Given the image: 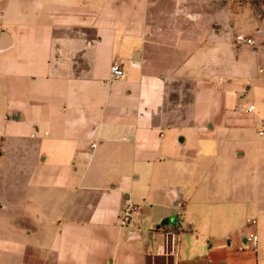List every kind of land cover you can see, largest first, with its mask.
Returning <instances> with one entry per match:
<instances>
[{
  "label": "crops",
  "instance_id": "crops-1",
  "mask_svg": "<svg viewBox=\"0 0 264 264\" xmlns=\"http://www.w3.org/2000/svg\"><path fill=\"white\" fill-rule=\"evenodd\" d=\"M258 27L242 0H0V264H264L238 161L252 128L264 159V47L233 41Z\"/></svg>",
  "mask_w": 264,
  "mask_h": 264
},
{
  "label": "built area",
  "instance_id": "built-area-1",
  "mask_svg": "<svg viewBox=\"0 0 264 264\" xmlns=\"http://www.w3.org/2000/svg\"><path fill=\"white\" fill-rule=\"evenodd\" d=\"M234 44L236 46H249L255 49L259 47H264V28L258 27L252 34H245L242 32L234 34ZM111 72L113 78L117 79L125 74L124 69L121 65L114 63L111 66ZM259 73L264 75V65L259 68ZM256 109L255 105H250L248 107L249 112H253ZM260 136H264V119L260 121V127L258 130ZM97 146L96 142L91 144V148ZM139 205L136 203H128L124 205L119 213V224L121 227L129 226L134 219L135 213L139 210ZM178 215H181V210L179 209ZM257 225V220L255 218H250L247 221V227L250 229L247 234V243L249 248L256 250L258 247L259 236L255 231V226ZM178 223L176 222L173 226H170L165 231L164 244L161 248V253L164 255H176L177 253V234H178Z\"/></svg>",
  "mask_w": 264,
  "mask_h": 264
},
{
  "label": "rangeland",
  "instance_id": "rangeland-1",
  "mask_svg": "<svg viewBox=\"0 0 264 264\" xmlns=\"http://www.w3.org/2000/svg\"><path fill=\"white\" fill-rule=\"evenodd\" d=\"M223 3H227V4H232L234 3V0H221V4ZM242 3L243 4H247V5H252L253 7H259L261 6L262 9H264V0H242ZM255 31V30H254ZM253 31V32H254ZM251 32V34L253 33ZM234 41V40H233ZM260 74V73H259ZM256 130L254 128L250 129L248 131V136H250L249 140H250V150H252V153H253V156L251 157L252 159H246V158H239V162L240 164L242 165H262L264 164V159L262 156H260V153L262 151V148L263 145H262V142L259 140V138H256ZM236 144L239 143V142H235ZM240 149H244L245 150V147H240ZM223 159V158H222Z\"/></svg>",
  "mask_w": 264,
  "mask_h": 264
},
{
  "label": "water",
  "instance_id": "water-1",
  "mask_svg": "<svg viewBox=\"0 0 264 264\" xmlns=\"http://www.w3.org/2000/svg\"><path fill=\"white\" fill-rule=\"evenodd\" d=\"M10 43V37L8 36L7 33H3L2 35V39H1V44H0V48L3 49L5 47H7ZM169 222V220H165L162 224H167Z\"/></svg>",
  "mask_w": 264,
  "mask_h": 264
}]
</instances>
